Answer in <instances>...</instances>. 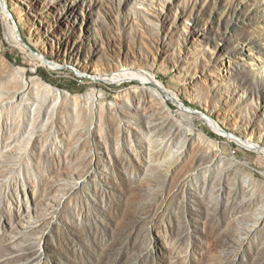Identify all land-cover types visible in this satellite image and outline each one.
<instances>
[{"label": "rangeland", "instance_id": "1", "mask_svg": "<svg viewBox=\"0 0 264 264\" xmlns=\"http://www.w3.org/2000/svg\"><path fill=\"white\" fill-rule=\"evenodd\" d=\"M230 136L264 148V0H0V264H264Z\"/></svg>", "mask_w": 264, "mask_h": 264}, {"label": "bare ground", "instance_id": "2", "mask_svg": "<svg viewBox=\"0 0 264 264\" xmlns=\"http://www.w3.org/2000/svg\"><path fill=\"white\" fill-rule=\"evenodd\" d=\"M1 11H2V14L4 15L5 19H7L9 16L5 13L7 11V8H6V5L5 4L4 5H1ZM10 38L13 39L17 44L26 45V43L21 38V36L18 33V30H17V28H16V26L14 24L12 26H10ZM35 58L37 60H39L38 62H39V64L41 66L46 62V58L44 56L37 55ZM117 76H118L119 81L121 79L141 80L143 82L153 83L159 89H162V84H160L159 82H156L155 80L153 81V79L151 78V76L143 74L140 70H133V69H128V68H121L118 72H116L113 75V78L115 79V78H117ZM154 93L158 96V98H161V95H160V93L157 90H155ZM169 98H172V99L175 100V96H173L172 94L169 95ZM212 127H213V129L216 132H219V129L216 127V125H213ZM230 137L235 142H237L239 145H241V146H244V147H247V148H250V149H253V150H263L264 149L263 147H261V146H259L257 144H254L250 140H242L241 138H238L236 136H230Z\"/></svg>", "mask_w": 264, "mask_h": 264}, {"label": "trees", "instance_id": "3", "mask_svg": "<svg viewBox=\"0 0 264 264\" xmlns=\"http://www.w3.org/2000/svg\"><path fill=\"white\" fill-rule=\"evenodd\" d=\"M42 77V76H41ZM43 78V77H42ZM44 79V78H43Z\"/></svg>", "mask_w": 264, "mask_h": 264}]
</instances>
